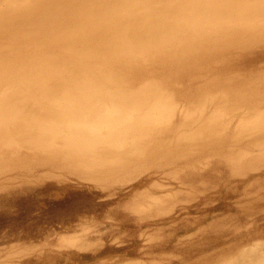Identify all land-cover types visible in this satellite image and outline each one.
Here are the masks:
<instances>
[{"label": "rangeland", "instance_id": "1", "mask_svg": "<svg viewBox=\"0 0 264 264\" xmlns=\"http://www.w3.org/2000/svg\"><path fill=\"white\" fill-rule=\"evenodd\" d=\"M42 40L22 51L47 68L61 50ZM137 46L116 55L89 47L82 69L64 70L85 79L100 66L119 99L153 87L177 108L171 129L135 138L149 151L107 182L23 145L0 148V264H213L264 242V41L232 42L180 65ZM201 126L206 134L189 146L161 143Z\"/></svg>", "mask_w": 264, "mask_h": 264}, {"label": "bare ground", "instance_id": "2", "mask_svg": "<svg viewBox=\"0 0 264 264\" xmlns=\"http://www.w3.org/2000/svg\"><path fill=\"white\" fill-rule=\"evenodd\" d=\"M33 39L61 50L47 68L35 53L25 58L23 43ZM259 41H264V0H0V55L21 59L0 65V148L23 145L83 179L111 181L149 151L148 142L135 146L133 140L171 129L177 108L149 86L119 99L107 91L117 86L100 66L92 65L85 80L67 74L64 65L82 69L89 47L116 55L137 44L159 64L180 65L232 42ZM70 47L77 51L64 50ZM56 64L59 69H53ZM142 66L135 65L138 71ZM202 126L178 129L175 138L161 143L189 146L206 134ZM255 245L264 248V242ZM235 257L213 264H234Z\"/></svg>", "mask_w": 264, "mask_h": 264}, {"label": "clouds", "instance_id": "3", "mask_svg": "<svg viewBox=\"0 0 264 264\" xmlns=\"http://www.w3.org/2000/svg\"><path fill=\"white\" fill-rule=\"evenodd\" d=\"M234 264H264V248L253 245L241 250L235 257Z\"/></svg>", "mask_w": 264, "mask_h": 264}]
</instances>
